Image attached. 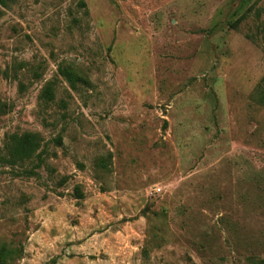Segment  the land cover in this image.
Returning a JSON list of instances; mask_svg holds the SVG:
<instances>
[{
    "label": "rangeland",
    "instance_id": "rangeland-1",
    "mask_svg": "<svg viewBox=\"0 0 264 264\" xmlns=\"http://www.w3.org/2000/svg\"><path fill=\"white\" fill-rule=\"evenodd\" d=\"M0 100V155L24 132L46 151L0 163L14 264L264 262V0H14Z\"/></svg>",
    "mask_w": 264,
    "mask_h": 264
},
{
    "label": "trees",
    "instance_id": "trees-1",
    "mask_svg": "<svg viewBox=\"0 0 264 264\" xmlns=\"http://www.w3.org/2000/svg\"><path fill=\"white\" fill-rule=\"evenodd\" d=\"M14 0H0L1 7H7L9 3ZM56 75L59 76L69 88L76 90L78 86L87 87L90 83L86 76L76 70L68 63L60 62L56 65ZM53 82H46L41 88L39 98L44 102H49L53 99ZM21 83L18 84V91L21 90ZM8 111V104L0 100V115L5 114ZM58 145L60 143L59 138L54 139ZM3 150L5 155H0V163L8 166L21 165L25 161L35 160L33 168L39 167L43 162V155L46 153L41 144V138L37 133L24 132L19 135L10 134L7 136L6 141L3 144ZM100 164L103 166V160L100 159ZM22 174L27 176L35 175L34 170L23 169ZM76 198L80 193L77 188L74 190ZM22 250L19 247L8 245L5 243L0 244V264H14L15 260L21 257ZM248 264H264L262 260L250 259Z\"/></svg>",
    "mask_w": 264,
    "mask_h": 264
}]
</instances>
